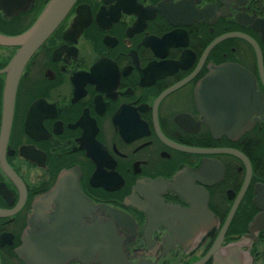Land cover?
I'll return each instance as SVG.
<instances>
[{
	"label": "flooded vegetation",
	"instance_id": "af4514ba",
	"mask_svg": "<svg viewBox=\"0 0 264 264\" xmlns=\"http://www.w3.org/2000/svg\"><path fill=\"white\" fill-rule=\"evenodd\" d=\"M48 1L0 0V264H102L76 236L112 211L124 264H264V0H77L10 111L6 40Z\"/></svg>",
	"mask_w": 264,
	"mask_h": 264
},
{
	"label": "water",
	"instance_id": "95a60500",
	"mask_svg": "<svg viewBox=\"0 0 264 264\" xmlns=\"http://www.w3.org/2000/svg\"><path fill=\"white\" fill-rule=\"evenodd\" d=\"M77 0H49L44 10L32 25V27L25 33L14 38L7 39L8 45L17 46L18 50L8 66L5 68L6 75L4 87V104L5 109L12 111L15 102V95L21 74L32 58V56L41 48V46L51 37L57 30L67 14L70 12ZM58 182H75L78 183L76 173L66 171L59 176ZM65 188L58 187L57 190L62 192ZM46 197H41L38 200L36 215L32 219L30 230H34V242L31 243V237L26 236L24 243L27 245H43V204ZM113 213L111 225L106 226L104 222L98 221L97 236L90 238L85 234L76 236L77 239V254L81 253L84 258L85 255L89 258L90 252H94L98 262L102 264H124L121 254V238L115 233V225L122 226L125 222V217L118 212ZM80 240V242H79ZM80 245V248H79ZM91 249V251H90ZM69 254V253H68ZM65 253H45L43 251L27 252L26 248L19 253L20 257L26 264H47L48 261H55L59 259L69 258ZM84 260V259H82ZM218 264H222L218 261Z\"/></svg>",
	"mask_w": 264,
	"mask_h": 264
}]
</instances>
